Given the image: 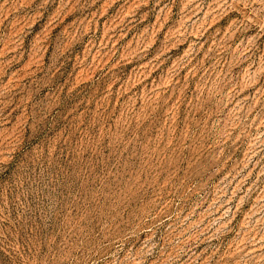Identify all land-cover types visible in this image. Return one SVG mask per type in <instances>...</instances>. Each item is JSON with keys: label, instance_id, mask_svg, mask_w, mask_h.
Listing matches in <instances>:
<instances>
[{"label": "rangeland", "instance_id": "rangeland-1", "mask_svg": "<svg viewBox=\"0 0 264 264\" xmlns=\"http://www.w3.org/2000/svg\"><path fill=\"white\" fill-rule=\"evenodd\" d=\"M0 264H264V0H0Z\"/></svg>", "mask_w": 264, "mask_h": 264}]
</instances>
